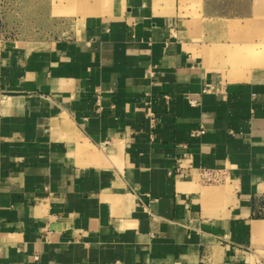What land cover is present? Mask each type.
Instances as JSON below:
<instances>
[{
	"label": "crops",
	"instance_id": "crops-1",
	"mask_svg": "<svg viewBox=\"0 0 264 264\" xmlns=\"http://www.w3.org/2000/svg\"><path fill=\"white\" fill-rule=\"evenodd\" d=\"M223 1L68 0L0 33V264H264V54L208 55L246 16Z\"/></svg>",
	"mask_w": 264,
	"mask_h": 264
},
{
	"label": "rangeland",
	"instance_id": "rangeland-1",
	"mask_svg": "<svg viewBox=\"0 0 264 264\" xmlns=\"http://www.w3.org/2000/svg\"><path fill=\"white\" fill-rule=\"evenodd\" d=\"M68 3V0H0V33L14 38L18 35L22 36L27 34L30 30L39 32V28L53 30V26L56 25L55 19L60 21V19H69V17H51L50 12L53 11V14H55L54 10L66 7ZM222 4L224 11L243 13L246 14V16H240L237 17V19L230 21L232 24L237 26V30L229 34H225V38H227L226 41H228L225 45L220 46L219 48H217L215 44L207 46L208 55H222L225 63H234L233 60L238 59V61H241L243 64V62L250 57L248 55L253 54V48L250 46H252V44H256V47L259 49H257L258 52L261 53L258 57L263 56L264 0H224ZM243 25L250 28V31H240ZM65 34V32L60 30L56 35L65 36ZM48 35L52 37L56 36L55 33L50 32H48ZM213 36L214 34H208V40L213 41ZM246 40L252 43H247L249 46L246 48L249 49L241 52L242 46L245 44L240 47V43ZM231 68L234 71H237L235 69V65H232ZM230 78H232L231 74ZM258 233L260 232H256V234ZM263 243V237L257 240L258 250L264 256V249L262 248Z\"/></svg>",
	"mask_w": 264,
	"mask_h": 264
},
{
	"label": "built area",
	"instance_id": "built-area-1",
	"mask_svg": "<svg viewBox=\"0 0 264 264\" xmlns=\"http://www.w3.org/2000/svg\"><path fill=\"white\" fill-rule=\"evenodd\" d=\"M224 173L217 169L203 168L200 170L201 180L208 184H218L223 180Z\"/></svg>",
	"mask_w": 264,
	"mask_h": 264
},
{
	"label": "bare ground",
	"instance_id": "bare-ground-1",
	"mask_svg": "<svg viewBox=\"0 0 264 264\" xmlns=\"http://www.w3.org/2000/svg\"><path fill=\"white\" fill-rule=\"evenodd\" d=\"M247 46H249L248 44H245V45H243L242 46V49H241V52H243V51H246V47ZM250 47H252L251 49H252V51H253V54H251L250 56L251 57H254V58H257L258 57V55L259 54H261L260 52H258V48L256 47V44H252V46H250ZM249 49V48H248ZM247 49V50H248ZM258 49V50H257ZM262 52V51H261ZM263 53V52H262ZM221 64V63H220ZM233 72H231V77L233 78V77H236V76H239L240 74H242L241 72L242 71H234V70H232ZM255 232H262V231H264V222H261V223H259V225H255Z\"/></svg>",
	"mask_w": 264,
	"mask_h": 264
}]
</instances>
